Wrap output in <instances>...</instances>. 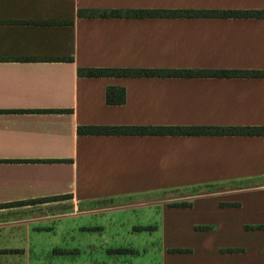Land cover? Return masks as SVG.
Here are the masks:
<instances>
[{
    "label": "crops",
    "instance_id": "0c3cea01",
    "mask_svg": "<svg viewBox=\"0 0 264 264\" xmlns=\"http://www.w3.org/2000/svg\"><path fill=\"white\" fill-rule=\"evenodd\" d=\"M86 10L264 12V0H0V111H72L0 113V205L67 196L26 205L47 216L162 201L172 191H204L174 201L264 190V133H77L89 125L264 129V75H78L79 68L264 72V16L80 17ZM62 57L72 60H41ZM109 87L125 89L124 104L106 103Z\"/></svg>",
    "mask_w": 264,
    "mask_h": 264
},
{
    "label": "rangeland",
    "instance_id": "374dc122",
    "mask_svg": "<svg viewBox=\"0 0 264 264\" xmlns=\"http://www.w3.org/2000/svg\"><path fill=\"white\" fill-rule=\"evenodd\" d=\"M203 192L47 216L26 205L5 207L0 264H264V190L173 201Z\"/></svg>",
    "mask_w": 264,
    "mask_h": 264
},
{
    "label": "trees",
    "instance_id": "16d2710c",
    "mask_svg": "<svg viewBox=\"0 0 264 264\" xmlns=\"http://www.w3.org/2000/svg\"><path fill=\"white\" fill-rule=\"evenodd\" d=\"M80 17H217V18H260L263 11L255 10H86L79 12ZM56 23V22H55ZM70 23V22H58ZM18 60H37L36 58H23ZM43 61H71L70 57L44 58ZM214 75L235 77H262L263 71H227V70H169V69H127V68H79L78 75L84 77H167ZM126 92L121 87H109L106 91L107 104H124ZM68 109L47 110H1L0 113H71ZM80 135H262V127H163V126H79ZM60 162V161H51ZM67 196H55L13 204L0 205L1 208L37 204L65 199ZM188 206V203H182Z\"/></svg>",
    "mask_w": 264,
    "mask_h": 264
}]
</instances>
